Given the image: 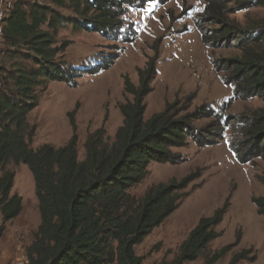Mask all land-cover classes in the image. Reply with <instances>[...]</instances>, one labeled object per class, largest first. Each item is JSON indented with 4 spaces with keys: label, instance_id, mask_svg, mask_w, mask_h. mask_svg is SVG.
<instances>
[{
    "label": "trees",
    "instance_id": "16d2710c",
    "mask_svg": "<svg viewBox=\"0 0 264 264\" xmlns=\"http://www.w3.org/2000/svg\"><path fill=\"white\" fill-rule=\"evenodd\" d=\"M170 1L48 0L47 5L14 2L2 33L4 54L30 59L34 67L8 72L0 68V239L5 225L18 218L23 208L22 198L12 193L15 173L7 166L24 165L33 179L40 218L33 241L25 250L26 264H142L134 248L179 208L193 175L155 185L140 199L128 191L144 180L151 163H183L184 158L174 150L186 147L188 140L202 148L219 140L227 128L231 135L229 148L238 163L264 159V55L252 49L264 39V33L243 31L229 19L251 5L264 6V0H202L203 10L192 18L207 49L231 47L235 42L244 46L240 59H210L217 73H226L221 79L223 84L233 89L227 103L259 99L263 107L224 120L209 107L189 113V97L183 109L177 110L176 103H167L162 112L146 120L145 98L153 91L156 54L137 71V86L128 78L124 80V101L118 104L122 124L113 140L103 127L89 133L83 144L84 158L79 161L72 111L67 114L72 134L63 146L31 148L35 128L29 127L27 115L38 106L40 95L36 88L41 86L43 92L48 82L76 88L77 79L106 71L118 59V54H112L91 68L66 69L56 59L69 44L55 47L50 31L54 33L59 25L71 24L124 47L137 39L134 24L125 19L128 11L143 10L151 3L164 6ZM63 10L72 16H63ZM261 23L264 25V20ZM184 32L186 28L180 33ZM203 118H213L215 122L196 129L193 122ZM259 181L264 184V175ZM252 204L258 215H264V197L252 198ZM229 205L226 201L211 217L200 218L180 245L176 258L161 264L196 261L211 242L221 237L216 227ZM240 240L239 232L232 245L206 257L204 264L217 263ZM248 260V251H241L228 264Z\"/></svg>",
    "mask_w": 264,
    "mask_h": 264
},
{
    "label": "rangeland",
    "instance_id": "374dc122",
    "mask_svg": "<svg viewBox=\"0 0 264 264\" xmlns=\"http://www.w3.org/2000/svg\"><path fill=\"white\" fill-rule=\"evenodd\" d=\"M21 1L48 3V0ZM204 5L202 0H171L164 6L151 3L143 10L130 9L125 19L134 24L137 39L124 47L98 34L77 30L71 24L59 25L54 33L50 31L55 47L65 42L69 44L56 59L66 69L91 68L112 54H118V59L106 71L96 75L85 74L77 79L76 88H69L61 82H48L43 92L41 86L36 88L40 95L38 106L27 115L29 127L35 128L31 148L63 146L72 134L67 117L72 111L75 112L79 161L84 158L83 144L89 133L103 127L106 136L113 140L122 124L118 104L124 101V80L128 78L137 86V71L156 54L157 72L151 84L153 91L145 98L146 120L162 112L167 103H176L177 110L183 109L189 97L192 98L189 113L204 106L219 113L224 120L263 107L259 99L227 103L233 89L223 84L221 79L226 73H217L210 59H240L244 46L235 42L231 47L209 50L201 43L192 18L203 10ZM60 13L65 17L72 16L66 10ZM182 14L186 15L181 17ZM229 19L243 31L264 33L261 23L264 6L251 5L249 9L230 15ZM183 28L186 32L180 33ZM42 29L46 30V27L42 26ZM252 49L264 55V39L252 45ZM5 51V44L0 41V68H5L6 72L34 67L32 60L11 57L4 54ZM214 122L213 118H203L194 121L193 126L201 129ZM230 136V130L224 128L219 140L215 139L202 148L188 140L186 147L174 150L184 158L183 163H151L144 180L128 191L140 199L155 185L193 175L191 183L183 191L187 197L181 199L179 208L134 248L136 256L143 259L142 264L172 262L199 219L211 217L226 201H229V208L216 227V231L222 233L221 237L211 242L196 261L185 264H204L206 257L232 245L239 232V244L215 264H228L241 251H248L250 260L238 264H264V215H258L252 204V198L264 197V184L259 181L264 175V159H255L252 164L238 163L229 148ZM7 169L15 173L12 193L22 198L23 211L5 225L0 239V264H26L25 250L32 243L40 223L34 183L26 166L9 164Z\"/></svg>",
    "mask_w": 264,
    "mask_h": 264
},
{
    "label": "built area",
    "instance_id": "2783aa9c",
    "mask_svg": "<svg viewBox=\"0 0 264 264\" xmlns=\"http://www.w3.org/2000/svg\"><path fill=\"white\" fill-rule=\"evenodd\" d=\"M14 3L10 0H0V41L3 42V28L5 26V20L12 11Z\"/></svg>",
    "mask_w": 264,
    "mask_h": 264
},
{
    "label": "crops",
    "instance_id": "0c3cea01",
    "mask_svg": "<svg viewBox=\"0 0 264 264\" xmlns=\"http://www.w3.org/2000/svg\"><path fill=\"white\" fill-rule=\"evenodd\" d=\"M23 211V210H22ZM22 213V212H21Z\"/></svg>",
    "mask_w": 264,
    "mask_h": 264
}]
</instances>
